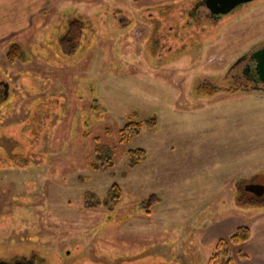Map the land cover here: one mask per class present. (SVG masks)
Wrapping results in <instances>:
<instances>
[{"label": "rangeland", "instance_id": "374dc122", "mask_svg": "<svg viewBox=\"0 0 264 264\" xmlns=\"http://www.w3.org/2000/svg\"><path fill=\"white\" fill-rule=\"evenodd\" d=\"M207 1L0 0V258L209 264L217 223L264 212L246 190L264 188V89L232 70L264 45V0L222 16Z\"/></svg>", "mask_w": 264, "mask_h": 264}, {"label": "trees", "instance_id": "16d2710c", "mask_svg": "<svg viewBox=\"0 0 264 264\" xmlns=\"http://www.w3.org/2000/svg\"><path fill=\"white\" fill-rule=\"evenodd\" d=\"M83 21L76 19L69 24V29L65 38L66 46L70 49H75L81 41L83 35ZM15 52L9 50L8 58L13 61L16 57ZM219 91L217 88L208 86L198 87V93L200 95L211 96ZM98 106V105H97ZM143 127V122L136 120H130L125 126L119 131L120 144L127 143L131 138L139 135ZM101 147L96 150V156L100 160L103 159L101 156ZM146 151L143 149H136L129 151V162L130 167H134L138 163L142 162L146 158ZM112 160V157L107 158ZM115 193L112 197V202H118L122 198L121 187L117 184L112 187ZM251 239V230L247 226L238 227L229 237L221 238L217 241L216 251L212 255L209 264H237L238 259H246L247 255L241 251H235V249L246 244Z\"/></svg>", "mask_w": 264, "mask_h": 264}, {"label": "crops", "instance_id": "0c3cea01", "mask_svg": "<svg viewBox=\"0 0 264 264\" xmlns=\"http://www.w3.org/2000/svg\"><path fill=\"white\" fill-rule=\"evenodd\" d=\"M245 224L246 222H242ZM244 226L242 224H237L230 220H224L216 224L213 228L210 236L217 241L221 238L229 237L238 227ZM251 230V239L248 243L250 246L256 244L255 249L250 248L249 252L246 254V259H238L237 264H264V212L255 216L252 224H245ZM236 251L238 250L235 249Z\"/></svg>", "mask_w": 264, "mask_h": 264}, {"label": "flooded vegetation", "instance_id": "af4514ba", "mask_svg": "<svg viewBox=\"0 0 264 264\" xmlns=\"http://www.w3.org/2000/svg\"><path fill=\"white\" fill-rule=\"evenodd\" d=\"M255 1V0H254ZM253 2V1H251ZM249 2V3H251ZM246 3V4H249ZM245 5V4H242ZM240 5V6H242ZM239 7V6H238ZM222 16V15H219ZM264 45L261 47L263 48ZM260 48V49H261ZM259 50V49H257ZM256 50V51H257ZM256 51L252 52L250 56H246L243 57L242 59H240V61L238 62V64L236 63V65L234 67H232V70L239 65L240 63L246 61V66L244 68V71L242 72L241 75H239L238 80L239 83L242 82V84H239L240 86L237 87L236 89H244V88H255V89H264V83H262L255 71V67H256V62L252 57L253 53H255ZM247 59V60H246ZM241 81V82H240ZM9 84L0 79V107L1 105H3V103H6L9 99ZM45 261L43 259H38L35 256H31V257H14L12 259L9 258H0V264H44Z\"/></svg>", "mask_w": 264, "mask_h": 264}, {"label": "water", "instance_id": "95a60500", "mask_svg": "<svg viewBox=\"0 0 264 264\" xmlns=\"http://www.w3.org/2000/svg\"><path fill=\"white\" fill-rule=\"evenodd\" d=\"M254 0H208L207 7L210 8L213 14L226 15L242 4L249 3ZM256 62L255 71L259 80L264 83V47L253 53L252 57ZM248 192L257 196L264 194V188L250 184L246 187Z\"/></svg>", "mask_w": 264, "mask_h": 264}]
</instances>
